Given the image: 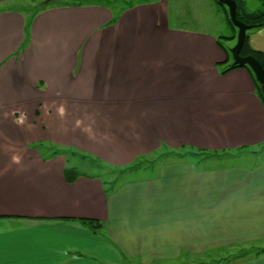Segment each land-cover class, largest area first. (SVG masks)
Returning <instances> with one entry per match:
<instances>
[{"label":"crops","instance_id":"0c3cea01","mask_svg":"<svg viewBox=\"0 0 264 264\" xmlns=\"http://www.w3.org/2000/svg\"><path fill=\"white\" fill-rule=\"evenodd\" d=\"M11 1L0 0V264H187L231 247L227 264H264V246L241 248L264 240V151L255 165L181 158L69 183L65 151L38 145L56 139L120 169L163 149L264 148V101L246 68L224 72L219 37L171 29L167 0L31 15ZM248 34L264 52V27Z\"/></svg>","mask_w":264,"mask_h":264},{"label":"rangeland","instance_id":"374dc122","mask_svg":"<svg viewBox=\"0 0 264 264\" xmlns=\"http://www.w3.org/2000/svg\"><path fill=\"white\" fill-rule=\"evenodd\" d=\"M63 1L64 0H13L7 2V6L17 7L31 15L41 12L42 8L47 6L50 7L51 5L62 3ZM108 1L109 2H103L111 5L115 0ZM138 1L141 2L148 0H132V3ZM167 2L169 4V27L171 29L189 28L206 33H213L219 37L221 42H223L227 48L231 49L236 45L238 29L233 27L230 23L228 8L219 4L218 0H167ZM246 2L248 9L252 11L263 8L261 2L258 0H246ZM130 3L131 0H119L118 2L120 6L130 5ZM229 60L231 64L233 62L232 56H230ZM46 129L47 127L44 125V136L48 135ZM44 139V141L38 144L44 157H47L49 153L55 150L65 151L64 157L68 161L67 165L69 167H74L86 175L102 177L107 182H110V184H113V182L115 183L119 179H125V177L130 179L144 175L142 169L141 171L130 174L131 171H122L120 168L111 167L99 160L97 161L96 158L92 157L87 152L76 150L73 147L64 145L62 142L57 143L56 139L54 141L46 140V138ZM263 151L264 148L257 147L253 149V151H246V155H243L245 152L214 154L193 152L190 149H181L179 153H176L175 151L163 149L162 151L153 154L148 159L139 161L135 167L147 168V166L152 165L157 169L158 165L162 163L173 162L181 158H186L194 162L195 160H200V164L204 167L228 164L234 165L236 163L255 165V163L259 164L262 160ZM251 245L252 243H248L246 247L241 248H254L255 246L263 247L264 240L259 244ZM238 249L239 248L234 247L222 248L215 250V254H203L202 256L188 257L185 262L187 264H227L228 261L235 259L237 256L236 254H239V252H237Z\"/></svg>","mask_w":264,"mask_h":264},{"label":"trees","instance_id":"16d2710c","mask_svg":"<svg viewBox=\"0 0 264 264\" xmlns=\"http://www.w3.org/2000/svg\"><path fill=\"white\" fill-rule=\"evenodd\" d=\"M67 4H73V3H76V2H80V0H64ZM236 3H237V17L240 21L248 24V25H252L253 26V29H257V28H262L264 27V0H258L261 2L263 8L261 9H257V10H250L248 9L247 7V2L246 0H235ZM220 4V3H219ZM223 7H226L224 5H222ZM49 7H45V8H42V11L43 10H46L48 9ZM230 16V15H229ZM230 20V23L232 24L233 27L234 24L232 23L231 19L229 18ZM236 28V27H235ZM221 47H223V49L225 50V52L227 53V56H228V60L230 59V55L231 52H230V49L227 48V47H224L221 43ZM241 55L242 56H248V55H252L254 56L257 60L260 61V63L263 65L264 67V52L263 51H259V50H255L251 47L250 45V42H249V34L247 35V38L245 40V43L241 49ZM240 66L238 65H235L233 62L230 64V66L224 71V72H228L232 69H235V68H239ZM244 68H246L252 75L254 81H255V84L257 86V89H258V93L260 95V97L262 98V100L264 101L263 99V93H262V88H261V85L257 82L256 78H255V75L254 73L252 72V70L245 66ZM201 153H206V152H201ZM137 164L133 165V166H130V167H127V168H124L122 169V171H134L135 170V166ZM84 174L81 173L80 171H78L76 168H72V167H66L65 170H64V176L67 180V182L69 183H73L75 180H77L79 177L83 176Z\"/></svg>","mask_w":264,"mask_h":264},{"label":"water","instance_id":"95a60500","mask_svg":"<svg viewBox=\"0 0 264 264\" xmlns=\"http://www.w3.org/2000/svg\"><path fill=\"white\" fill-rule=\"evenodd\" d=\"M221 5L228 8L230 19L234 26L238 29L237 43L230 49L233 63L240 67H249L255 75L257 82L261 85L264 99V67L254 56H242L241 49L245 43L248 32L253 29L252 25H248L240 21L237 17V3L235 0H218Z\"/></svg>","mask_w":264,"mask_h":264},{"label":"clouds","instance_id":"9594fccd","mask_svg":"<svg viewBox=\"0 0 264 264\" xmlns=\"http://www.w3.org/2000/svg\"><path fill=\"white\" fill-rule=\"evenodd\" d=\"M57 112H58V114L60 116H63L65 114V107L63 105H61L57 109ZM25 119H26L25 115L21 114L20 117L15 120V123L18 124V125H22V124H24ZM11 160H12L13 163H16V164L20 163V157L19 156L13 155Z\"/></svg>","mask_w":264,"mask_h":264}]
</instances>
